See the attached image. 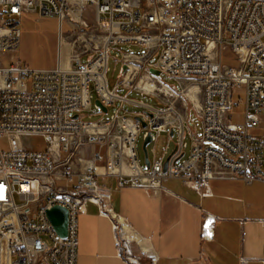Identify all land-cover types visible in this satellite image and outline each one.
Wrapping results in <instances>:
<instances>
[{
  "label": "built area",
  "instance_id": "built-area-1",
  "mask_svg": "<svg viewBox=\"0 0 264 264\" xmlns=\"http://www.w3.org/2000/svg\"><path fill=\"white\" fill-rule=\"evenodd\" d=\"M86 7L93 11L92 24ZM26 13L75 23L73 41L62 40L69 45L65 66L58 58L53 68H32L14 56ZM263 35L264 0H0V138L39 135L47 142L45 150L0 148V264H76L78 216L88 202L104 209L108 196L98 179L154 189L179 178L197 190L212 179L264 182V134L252 132L264 117ZM119 43L138 44L145 52L122 53L125 69L114 88L151 94L165 107L141 104L146 110L130 117L118 108L106 120L85 121L81 112L90 108L91 92L101 113L127 101L108 89L105 77L110 47ZM225 49L237 66L222 63ZM150 68L181 88L162 82ZM139 76L157 89L133 85ZM187 85L195 86L196 100ZM238 85L244 86V114L233 122L229 112L238 105ZM190 109L200 119L199 136L185 131ZM142 130L150 142L159 132L168 140L176 135L174 151L159 160L148 156L149 166L140 165L135 141ZM186 134L191 145L182 158ZM55 205L67 211L64 237L46 214ZM115 243L125 264H138L124 238Z\"/></svg>",
  "mask_w": 264,
  "mask_h": 264
},
{
  "label": "crops",
  "instance_id": "crops-1",
  "mask_svg": "<svg viewBox=\"0 0 264 264\" xmlns=\"http://www.w3.org/2000/svg\"><path fill=\"white\" fill-rule=\"evenodd\" d=\"M103 186L104 209L88 202L78 216L76 264H125L115 238L121 236V218L144 238L154 256L143 254L144 264H262L264 215H252L241 179H212L195 189L179 178H168L160 188L117 187L112 177ZM261 182V181H260ZM117 223V229L113 224Z\"/></svg>",
  "mask_w": 264,
  "mask_h": 264
},
{
  "label": "rangeland",
  "instance_id": "rangeland-1",
  "mask_svg": "<svg viewBox=\"0 0 264 264\" xmlns=\"http://www.w3.org/2000/svg\"><path fill=\"white\" fill-rule=\"evenodd\" d=\"M84 17L87 19L89 24L93 21V11L91 8L86 7L84 9ZM70 19V18H69ZM75 23L68 20H60L53 16H43L37 18L33 13L23 14L19 21L20 37L16 50L14 51V56L19 59V61L32 68H53L61 61H66L68 56L63 53L64 46L61 47V42L73 41L77 31L74 29ZM99 41L105 35V31L99 32ZM261 41L264 42V35L261 37ZM124 52L132 53H144L145 49L138 44L129 43H119L110 47L108 58H107V70L105 73L106 84L108 89H115L116 83L120 80V69L121 55ZM88 54L81 56L82 61L86 59ZM222 63L228 66H237V60L233 52L229 49H225L222 52ZM156 56L151 58V61H155ZM3 65L8 64V60L5 58L2 60ZM141 78L136 77L133 79L132 84L135 85ZM160 80L168 85H173L177 90L181 88L180 83L169 77L165 73L160 74ZM142 83V81H140ZM138 87V86H137ZM194 87V91H195ZM194 91L192 95H194ZM115 92L118 95L126 96L127 101L121 103L117 100L115 103L108 107L107 112L101 113L99 108L95 107L94 103V93L91 92V104L88 110H83L81 112L82 119L85 121H96L99 119L106 120L111 117L116 109L119 108V114L124 116H132L137 112L145 111L146 109L141 104L150 106L153 108H163L165 105L160 102V100L146 93H141L135 89H128L122 85H119ZM196 97V96H195ZM233 100L238 102V105L229 112L233 122L241 121L244 114V86L238 85L235 87V93L233 94ZM188 121L185 123V131L194 130L197 136L202 133L200 119L196 115L193 109L187 111ZM253 133L264 134V117L262 124L259 127H254L252 129ZM144 131L142 130L136 138L135 145L138 155L139 164L144 166L142 143ZM176 135L171 139H167L166 132H159L156 135V140L147 144L148 156L151 161L159 160L164 153L166 157L174 148L176 143ZM184 144V155L182 158L187 157L191 145V137L186 134L183 137ZM47 142L39 135H7L0 138V148L2 150H12V149H26V150H45ZM106 182V183H105ZM98 183L101 185L109 184V182L102 181L98 179ZM240 194L244 197L245 203H247L248 211L252 215H264V182L256 181L251 185L242 186L238 190ZM264 228V224H263ZM126 244L129 246L130 251L137 259L138 264L143 263V254L135 247L133 242H128ZM147 264V263H146Z\"/></svg>",
  "mask_w": 264,
  "mask_h": 264
},
{
  "label": "bare ground",
  "instance_id": "bare-ground-1",
  "mask_svg": "<svg viewBox=\"0 0 264 264\" xmlns=\"http://www.w3.org/2000/svg\"><path fill=\"white\" fill-rule=\"evenodd\" d=\"M63 46H64V49H63V53L64 54H67L69 52V45L67 44V42H63ZM68 61V58L66 61H61L60 65L62 66H65L66 63ZM142 81V83L140 82ZM137 86L140 88V89H149V90H154V89H157V85L154 83L153 80H144V79H140L138 82H137ZM194 85H187L186 87V93L188 95L191 96V98H193L194 100H196V97L193 96L191 93L192 91H194ZM119 221L120 223L122 224V227H121V234L123 237H125L127 240H131L133 241L139 248L142 252L146 253L149 257H153L154 256V252L150 246V244L144 239L142 238L141 236H139L138 234H136L135 232H133L129 226L121 219L119 218Z\"/></svg>",
  "mask_w": 264,
  "mask_h": 264
},
{
  "label": "water",
  "instance_id": "water-1",
  "mask_svg": "<svg viewBox=\"0 0 264 264\" xmlns=\"http://www.w3.org/2000/svg\"><path fill=\"white\" fill-rule=\"evenodd\" d=\"M123 69H125V66L122 67ZM149 71L152 74H155L156 76H160V71L156 68H150ZM96 104L99 105L98 101H95ZM102 110L105 111L106 108L101 106ZM77 115L74 116V118H76ZM136 119H139V117H136ZM142 125L145 126V123L142 121ZM172 134V130H170V135ZM151 140V136L150 134H148L142 143V151H143V159H144V164L146 167L149 166V159H148V155H147V144L150 142ZM175 147L172 149V151L169 153L171 154L174 151ZM166 165V162L164 163V167ZM47 217L49 219V221L51 222L52 226L54 227L55 231L57 232V234L61 237H64L66 235V220H67V211L65 208L55 205L52 208H50L49 210L46 211Z\"/></svg>",
  "mask_w": 264,
  "mask_h": 264
}]
</instances>
